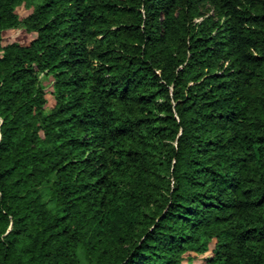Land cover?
I'll return each instance as SVG.
<instances>
[{
	"label": "trees",
	"instance_id": "obj_1",
	"mask_svg": "<svg viewBox=\"0 0 264 264\" xmlns=\"http://www.w3.org/2000/svg\"><path fill=\"white\" fill-rule=\"evenodd\" d=\"M201 257L264 264V0H0V264Z\"/></svg>",
	"mask_w": 264,
	"mask_h": 264
},
{
	"label": "rangeland",
	"instance_id": "obj_2",
	"mask_svg": "<svg viewBox=\"0 0 264 264\" xmlns=\"http://www.w3.org/2000/svg\"><path fill=\"white\" fill-rule=\"evenodd\" d=\"M17 13L20 16V18L23 19L28 15L29 11H27V9L24 6H21L17 9ZM208 13L212 15L213 14L212 9H209ZM34 37H35V35L27 34L24 30H11V31H7L4 34V44L16 42V43H20L22 45H27V44H29V42H31L34 39ZM42 80H43L45 89L48 92L47 97H48L49 102H50L49 107H51L54 104V100H53V97L51 95V92L53 90V88H52L53 80L51 77L50 78L43 77ZM82 256L83 255L81 254V257ZM202 260H203V257L198 258L192 264H202ZM81 264H89V263H87L84 259H82Z\"/></svg>",
	"mask_w": 264,
	"mask_h": 264
}]
</instances>
